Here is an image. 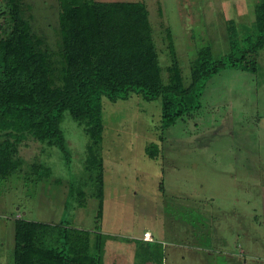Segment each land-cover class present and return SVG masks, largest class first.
<instances>
[{"label":"rangeland","instance_id":"1","mask_svg":"<svg viewBox=\"0 0 264 264\" xmlns=\"http://www.w3.org/2000/svg\"><path fill=\"white\" fill-rule=\"evenodd\" d=\"M25 1L34 29L55 51L57 0ZM96 1L143 2L163 79L170 63L168 28L187 84L197 50L209 45L215 57L227 53L228 20L238 28L251 25L259 0ZM8 16L7 0H0V24ZM257 66L255 73L227 67L212 75L197 111L165 129L158 100H145L140 93L115 102L103 97L99 221L84 167L89 139L83 127L64 112L61 129L69 161L58 148L28 137L19 147V170L0 176V264H13L18 217L115 232L118 237L104 251L105 261L113 264H129L130 256L136 264H264V47ZM150 144L157 145L155 158L146 154ZM37 161L51 168L42 180L31 169ZM80 190L83 206L78 205ZM146 229L159 241L162 260L157 251L151 258L146 252L155 242L127 238Z\"/></svg>","mask_w":264,"mask_h":264},{"label":"trees","instance_id":"2","mask_svg":"<svg viewBox=\"0 0 264 264\" xmlns=\"http://www.w3.org/2000/svg\"><path fill=\"white\" fill-rule=\"evenodd\" d=\"M57 49L37 33L25 0H7L8 21L0 24V176L19 170V147L28 137L70 153L61 129L64 112L83 127L89 142L84 167L102 216V98L111 102L140 93L158 100L161 127L168 128L200 107L208 79L224 68L255 73L264 47V0L255 3L251 25L228 20V52L215 57L209 45L200 47L185 84L170 29H166L170 63L163 79L148 10L141 1L57 0ZM239 31H242L240 34ZM150 158L156 144L145 148ZM36 180L51 168L33 162ZM72 192V188H71ZM78 205L85 193L78 191ZM96 221V222H98ZM99 223V222H98ZM60 223L14 219L13 264H100V233Z\"/></svg>","mask_w":264,"mask_h":264},{"label":"crops","instance_id":"3","mask_svg":"<svg viewBox=\"0 0 264 264\" xmlns=\"http://www.w3.org/2000/svg\"><path fill=\"white\" fill-rule=\"evenodd\" d=\"M74 228H77V227H74ZM90 231H93V230L90 229ZM145 231H150V230L146 229ZM97 232H99L100 235H101V237H100V264H113V261H112V263L109 262L110 260L109 261L108 260L105 261V257H104V255H105L104 254L105 253L104 251H105V248H106L105 245H106V243L109 240L110 241H113L115 239V237H118V235H116L115 232L112 233V232L101 231V229L98 230ZM142 236H143V234H142ZM142 236H136V237L135 236H132V237H127V238L132 239V240H142L145 243L155 242L157 244V246H155L154 250H151V249L148 250V249H146V252L148 253V257L151 258L152 254L155 253L153 251H157L159 253V257L162 260V250L163 249L160 246H158V244H160L159 241H157L154 238L153 234H152L151 240H145V239H143ZM146 247L148 248V246H146ZM155 257H157V254L155 255ZM129 259L131 260L129 264H136V263L133 262L134 260H133V258L131 256H130ZM152 259H150V260H152ZM162 262H161V264H162Z\"/></svg>","mask_w":264,"mask_h":264},{"label":"built area","instance_id":"4","mask_svg":"<svg viewBox=\"0 0 264 264\" xmlns=\"http://www.w3.org/2000/svg\"><path fill=\"white\" fill-rule=\"evenodd\" d=\"M142 237L145 240H151L152 234H151L150 231H145V232H143V236Z\"/></svg>","mask_w":264,"mask_h":264}]
</instances>
